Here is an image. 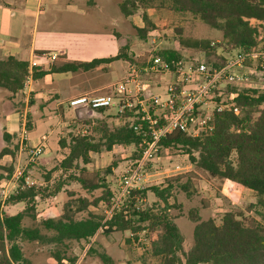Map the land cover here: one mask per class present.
Instances as JSON below:
<instances>
[{
	"label": "trees",
	"instance_id": "16d2710c",
	"mask_svg": "<svg viewBox=\"0 0 264 264\" xmlns=\"http://www.w3.org/2000/svg\"><path fill=\"white\" fill-rule=\"evenodd\" d=\"M156 2L158 4L155 5ZM148 8L188 13L210 28L220 31L221 40L218 43L199 40L186 43L185 46L207 56L216 55L221 58L220 64H212L209 68L222 67L228 58L246 55L242 66L254 68L260 75V81L264 82V36L261 40L258 39L259 28L264 33V0H122L119 11L126 18L139 9L143 10V26L135 28L139 40H145L153 26L145 12ZM251 20L258 22V25L251 24ZM129 48L126 43L113 57L92 59L89 62L62 61L52 64L48 69L35 67L31 71L27 62L7 57L0 60V88L14 95L23 90L29 76L37 80L51 73L89 71L115 61H124L142 68L132 59ZM157 56L170 63L171 72L175 70L171 62L182 61L181 53L171 48L159 50ZM228 92L234 94L230 101L233 107L213 112L211 131L191 137L180 130H174L162 137L158 146L164 149H181L195 167L210 174L226 188L252 191L255 196L253 208L264 219V89L229 87ZM154 108L151 103V114ZM233 108L238 110V114L233 112ZM104 110L98 109L96 112L101 114ZM136 110L123 109L115 117L121 124L114 127L105 119H97L93 128L98 133L97 139L85 133L69 135L68 154L60 162V167L66 170L76 169L79 173L85 172V168H79L80 163L87 165L91 162L92 153H108L116 145L133 147L130 160H139L151 140L148 134L143 135L146 128L144 123L143 129L134 130L140 116ZM26 127L28 130L31 127L29 118ZM12 136L7 132L3 133L6 142ZM59 142L62 147L66 146L64 140ZM8 155L14 154L5 146L0 150V159ZM115 167L114 162L110 163L105 173L111 174ZM0 169L4 171V175L0 174L2 181L10 177L14 168L9 165ZM182 177L179 175L167 179L163 187L131 190L103 224L104 216L87 212L91 204L85 198H79L73 203L66 202L59 218H42L39 220V228H25L22 225L25 212L28 209L33 210L31 203L37 193L34 188L17 191L3 205L0 203V264H31L23 256L21 241L53 244L56 248L51 252L54 261L52 264H76L77 257L67 254L66 242H90L99 233L126 231L135 238L137 232L146 228L151 231L158 230L153 250L161 257L160 264H264V224L254 218L245 223L237 214L226 212L220 223L216 224L213 219L200 220L197 212L191 210L188 216L194 223L193 244L187 252H183V237L166 214V209L160 213L153 211V208L140 207L139 204L147 192H151L166 205L175 187L188 197L191 196L189 190L192 188V180L187 176L182 181ZM68 179L78 182L90 192L101 190L102 195L94 200V205L99 202L108 207L111 205L113 194L104 179L88 180L74 174L69 175ZM64 184L59 183L52 194H57ZM20 203L26 205L24 211L11 215L3 210V206ZM83 211L87 212L86 217L75 219V214ZM100 259L103 264H113L111 258L105 254H100Z\"/></svg>",
	"mask_w": 264,
	"mask_h": 264
},
{
	"label": "rangeland",
	"instance_id": "374dc122",
	"mask_svg": "<svg viewBox=\"0 0 264 264\" xmlns=\"http://www.w3.org/2000/svg\"><path fill=\"white\" fill-rule=\"evenodd\" d=\"M94 1L97 6L89 8L91 9L89 14L99 16L100 24L93 26L83 23L77 24L76 27L79 30L102 32L104 28L108 29L114 26L113 28L119 34L117 38L120 45L129 44L132 59L143 68L148 65L152 57L157 56L159 50L165 48L178 50L184 65L196 64L203 60L209 68L212 64L222 62L221 58L216 55L207 56L201 51L185 46L186 43L189 44L193 41L208 40L211 43H218L221 40L220 31L203 24L191 14L167 11L164 8H148L145 12L153 26L146 34L145 40H139L135 23L143 26L142 9L135 11V16L138 18L130 20L119 12L117 5L122 0ZM251 24L258 25V22L251 20ZM57 27L59 28V25ZM259 31L258 39L261 40L264 33L261 28ZM132 68L137 72L136 77L131 76ZM230 73L238 75L241 80L233 83L225 78L219 79L213 96L202 108V119L205 116L212 117L216 104L231 103L234 94L228 92L229 87L264 89V82L260 81V75L254 68L241 65L235 67ZM71 74L72 77L69 76L68 80L58 82L55 86L47 85L43 83V80L33 82L24 88V93L19 92L13 96L5 89L0 88V150L7 146L14 154L1 158L0 167L12 165L13 171L16 166L19 167L25 176L34 182L33 188L37 193L31 203L33 210L28 209L22 221L23 227L28 229L39 228V220L42 218H59L63 212V205L66 202L73 203L79 198H85L91 204L87 212L104 216L109 207L105 206L103 202H99L97 205L93 204L94 200L102 195V191L85 190L78 182L68 179L69 175H80L88 180L104 179L116 200L119 197V189L123 184L126 170L134 163L133 160H130L134 148L116 145L113 147L112 153H92L89 164L80 163L79 168H85V172L79 173L76 169L61 168L60 162L68 154L69 135L85 133L97 139L98 133H95L93 129L95 121L105 119L110 126H118L121 122L115 117L122 112H119L117 105L105 109L101 114L97 112L88 114L85 108L73 110L68 106V99L62 103L60 97H52L54 92L52 89L58 90L62 98L67 96L72 87L76 90H83L81 96L112 95L117 103L120 97L116 90L118 87L132 90L131 95H133L137 81L152 80L155 85L148 88L149 92L150 89H154L155 94L165 100L167 87L177 82L176 77L170 73L147 72L141 67L128 65L124 61H115L97 66L89 71L79 70L71 72ZM131 78L136 82L125 83V79ZM196 82L200 83L201 81L198 79ZM37 93L42 94L36 96ZM134 98L131 96L129 99L133 101ZM9 115H13L17 120L14 124L6 127L5 122ZM23 118L25 123L29 118L31 126L29 130L27 127L25 128L27 142L33 146H43L40 156L29 165H26V154L19 150L18 133ZM203 131L200 130V132ZM4 132L13 135L8 142L3 139ZM60 140H64L65 147L60 145ZM112 162L116 164V167L111 170V174H106L105 169ZM142 173L144 180L134 186L137 189L151 186L163 187L167 179L179 175L183 176L182 181L187 176L191 178L192 188L189 190L192 193L191 196L188 197L175 187L167 205L158 200L151 192H147L144 200L139 204L142 209L153 208V211L160 213L166 209V214L176 224L183 237V252H187L193 244L194 223L188 216L191 210L197 212L200 220L213 219L216 224L220 223L222 215L226 212L237 214L245 223L254 218L264 224V219L259 217L253 208L255 196L252 191L244 188H226L210 174L195 167L179 148H159L145 163ZM0 174L4 175V171L1 169ZM61 182L65 183L61 190L57 194H52L55 187ZM4 185L5 181H0V191ZM13 193L15 192L11 190L9 196ZM25 208L24 203L3 206V210L10 214L24 211ZM72 208L75 209V206ZM87 212L76 213L75 219L85 218ZM41 232L49 235V233ZM157 235V229L151 231L146 228V230L137 232L135 238L128 231L110 234L99 233L91 238L90 242L69 241L65 244L67 245V254L77 257L76 264H103L100 254L110 257L113 264H160L161 257L156 255L153 250V242ZM20 245L23 256L31 264H52L54 262L51 252L55 250V245L43 244L38 241H21ZM89 248L91 249L89 250Z\"/></svg>",
	"mask_w": 264,
	"mask_h": 264
},
{
	"label": "built area",
	"instance_id": "2783aa9c",
	"mask_svg": "<svg viewBox=\"0 0 264 264\" xmlns=\"http://www.w3.org/2000/svg\"><path fill=\"white\" fill-rule=\"evenodd\" d=\"M244 56H235L228 58L222 67L208 68L203 60L196 64H186L180 60L177 62H171L175 67L174 72L170 70V63L164 61L159 56H154L148 62V65L144 67V71L170 73L176 77V83L167 87V98L163 100L159 95L144 94L146 91L142 85H137L135 79H125V83H135V94L131 95L132 90H126L123 87H118L116 90L120 94L118 102L112 95H96V96H79L68 100V106L73 109L85 108L91 113L96 112L98 109H107L117 105L119 112L123 109H137L136 113L139 114L138 123L134 125V130L143 129V123L145 124V131L143 135L148 134L150 137V143L145 147L141 158L134 161L129 169L126 170L123 184L119 191V197L115 200L112 199L111 205L105 212L102 224L111 217L112 211L117 207L120 202L129 195L130 191L137 189L134 186L144 180L143 168L145 163L151 158L152 153L159 149L158 141L169 135L174 130H180L181 132L196 137L201 132H209L212 130L210 124L212 117L205 116L201 118L202 108L208 103L216 89V84L219 79H228L233 83L241 80L238 75L231 74L230 72L235 68L242 65ZM254 57V55H251ZM56 54L44 55L45 60L54 61ZM39 67L36 60L29 62V70ZM131 76L136 77L137 72L134 68L131 69ZM29 76L26 82L29 81ZM201 82H196L197 80ZM25 82V83H26ZM142 96L139 97L138 93ZM135 97L133 101L129 98ZM233 98V97H232ZM153 104L154 111L150 113V104ZM215 111L221 112L225 109H231L232 103L228 104H216ZM159 111V113H156ZM233 112L238 114V110L233 108ZM25 124V121H24ZM202 128V129H201ZM20 144L19 150L25 151L27 163L32 164L40 156L43 150V146H30L26 137L24 128L19 134ZM34 182L28 177L23 176V171L17 167L13 171V175L5 186L0 191V203L2 204L13 190L24 191L29 188H33ZM105 228V227H104Z\"/></svg>",
	"mask_w": 264,
	"mask_h": 264
},
{
	"label": "crops",
	"instance_id": "0c3cea01",
	"mask_svg": "<svg viewBox=\"0 0 264 264\" xmlns=\"http://www.w3.org/2000/svg\"><path fill=\"white\" fill-rule=\"evenodd\" d=\"M96 6L97 3L94 0H0V60L14 57L28 64L36 60L39 65L37 68L48 69L52 64H58L60 60L89 62L92 59L115 56L123 45H120L118 41L119 34L113 28L114 26L108 29L104 28L102 32L79 30L76 27L77 24L83 23L93 26L100 24L99 16L89 14V10H91L89 8ZM135 15L134 12L127 18L134 20L136 17L138 18ZM135 24H137L136 28H141L138 23ZM55 25L56 27H54ZM50 54L57 55L54 61L45 60L44 55ZM142 69L144 68L142 67ZM69 76L72 77L71 72L51 73L37 80L30 78L24 88L39 80H43V83L47 85L55 86L58 82L68 80ZM137 85L146 88L144 94L158 95L155 94L154 89H150V92L148 90L155 85L152 80L138 81ZM24 88L19 92L24 93ZM52 91H54L52 97H60L62 103L67 99L81 96L83 92V90H76L72 87L67 96L62 98L58 90L52 89ZM42 93H37L36 96ZM141 94L143 93L139 92L138 96L141 97ZM87 113L91 114L89 110ZM15 120L17 119H14L13 115H9L5 122L6 127L14 124ZM20 125L18 135L23 128L24 130L26 128L24 118ZM28 144L33 146L30 142ZM108 153H112V150ZM12 175L13 172L10 177L2 181H5L6 184ZM23 176L27 177L24 173Z\"/></svg>",
	"mask_w": 264,
	"mask_h": 264
}]
</instances>
